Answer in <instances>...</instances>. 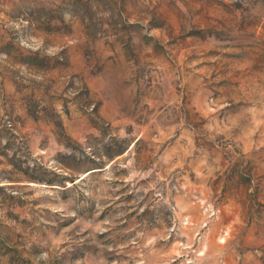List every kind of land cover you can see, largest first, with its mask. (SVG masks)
<instances>
[{"label":"rangeland","instance_id":"374dc122","mask_svg":"<svg viewBox=\"0 0 264 264\" xmlns=\"http://www.w3.org/2000/svg\"><path fill=\"white\" fill-rule=\"evenodd\" d=\"M0 264H264V0H0Z\"/></svg>","mask_w":264,"mask_h":264}]
</instances>
